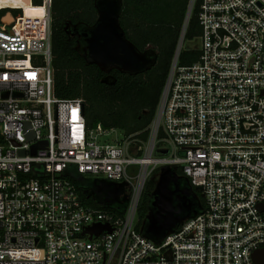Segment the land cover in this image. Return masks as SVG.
<instances>
[{
	"label": "built area",
	"instance_id": "1",
	"mask_svg": "<svg viewBox=\"0 0 264 264\" xmlns=\"http://www.w3.org/2000/svg\"><path fill=\"white\" fill-rule=\"evenodd\" d=\"M51 5L0 0V264H255L264 248V0H188L146 140L88 127L82 98L55 95ZM194 14L198 56L181 64ZM69 167L122 184L123 212L84 204ZM159 167L178 168L203 206L155 237L136 223ZM97 224L109 230L87 231Z\"/></svg>",
	"mask_w": 264,
	"mask_h": 264
},
{
	"label": "trees",
	"instance_id": "2",
	"mask_svg": "<svg viewBox=\"0 0 264 264\" xmlns=\"http://www.w3.org/2000/svg\"><path fill=\"white\" fill-rule=\"evenodd\" d=\"M40 1L33 0V3L39 4ZM121 1L119 23L125 37L138 51L150 53L153 64L142 72L130 73L91 62L85 57L81 47L83 41L75 31L81 29L86 32L94 25L97 19L95 0H52L51 64L54 93L60 98H82L88 127L100 123L106 129H119L125 135L146 140L147 126L159 101L186 8L182 2L176 17L174 11L171 14L165 8L171 4L163 0ZM162 2L164 8L161 7ZM173 7L176 10L177 1L172 4ZM199 31L194 14L189 21L187 37L193 38ZM197 56V50H183L179 60L181 64H189ZM173 171L178 177L179 188L188 181L191 210L196 211L203 206L200 191L191 185L178 168ZM153 173L146 181L138 206L136 229L142 233L147 217L154 211L151 202L160 172ZM66 175L77 188L84 204L105 208L117 215L123 212L127 200L122 184L115 186L112 182L102 183L99 195L103 198L98 200L89 188L95 183L84 180L83 174L74 167H69ZM120 189L123 194L119 198H124L123 201L118 200Z\"/></svg>",
	"mask_w": 264,
	"mask_h": 264
},
{
	"label": "water",
	"instance_id": "3",
	"mask_svg": "<svg viewBox=\"0 0 264 264\" xmlns=\"http://www.w3.org/2000/svg\"><path fill=\"white\" fill-rule=\"evenodd\" d=\"M121 0H95L97 19L85 33L86 50L84 55L91 62L102 67H116L122 71L139 73L153 64L150 53H142L125 37L119 23ZM179 181L169 167H161L151 206L144 230L145 234L158 237L168 234L172 229L188 217L191 210L190 189L178 188ZM109 230L108 225H95L87 231L99 234ZM255 264H264V248L253 253Z\"/></svg>",
	"mask_w": 264,
	"mask_h": 264
},
{
	"label": "rangeland",
	"instance_id": "4",
	"mask_svg": "<svg viewBox=\"0 0 264 264\" xmlns=\"http://www.w3.org/2000/svg\"><path fill=\"white\" fill-rule=\"evenodd\" d=\"M176 1H178V2H177V8L175 10V7L172 8V4H173V2L175 3ZM164 2L169 3V5L171 4L170 6L165 7V8L168 9L169 13L171 12V14H173V11H174L175 15L177 17L178 14H179L178 11H179V8H180V5H181L182 1L181 0H165ZM161 7L164 8L163 2L161 3ZM163 13H165L164 9H163ZM175 15H174V17H175ZM167 17H169V16H167ZM199 46H200V40L197 37H194V38L186 37L185 40L183 41V47L187 48V49H189V48H197ZM120 135H121V132L119 130H117L115 134H111L106 139H107V141H112L115 136L119 137ZM160 168L161 167H159V168H157V170L153 171L154 172L153 174H155L157 171L159 172ZM82 177H83L84 180H88V181H91L92 183H95V186L94 185H90L89 188L92 191V193H93V195H94V197L96 199H98V200L102 199L103 197L101 195H99V191L101 190L100 186H101L102 183H108L109 181L104 179V177H102L101 175L85 174ZM121 193L123 194V190L122 189H120V191L118 192V200L119 201H123L124 200V198H122V199L119 198ZM112 201H114V200L112 199Z\"/></svg>",
	"mask_w": 264,
	"mask_h": 264
},
{
	"label": "flooded vegetation",
	"instance_id": "5",
	"mask_svg": "<svg viewBox=\"0 0 264 264\" xmlns=\"http://www.w3.org/2000/svg\"><path fill=\"white\" fill-rule=\"evenodd\" d=\"M163 1H165V0H163ZM181 1L185 3V8H186L187 3H188V0H181ZM177 2H178V1H177ZM173 3H174V2H173ZM121 9H122V1L120 2L119 17H120ZM75 33L78 35V37H79L80 39H82V41H83V45H81V47H82L83 51L85 52V50H86V43H85V36H84V33H85V32H84L83 30L80 29V30L75 31ZM111 67H112V66H108L107 68H111ZM187 184H188V181L186 180V181H185V184H183L184 186L181 187V188H179V185H178V188H179V189L187 188V187H188Z\"/></svg>",
	"mask_w": 264,
	"mask_h": 264
}]
</instances>
